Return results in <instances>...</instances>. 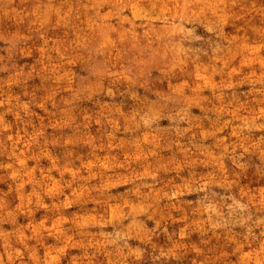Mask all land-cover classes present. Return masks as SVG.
Instances as JSON below:
<instances>
[{"label":"rangeland","instance_id":"1","mask_svg":"<svg viewBox=\"0 0 264 264\" xmlns=\"http://www.w3.org/2000/svg\"><path fill=\"white\" fill-rule=\"evenodd\" d=\"M0 264H264V0H0Z\"/></svg>","mask_w":264,"mask_h":264}]
</instances>
